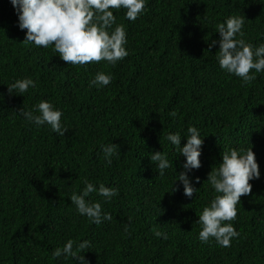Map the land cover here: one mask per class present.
Segmentation results:
<instances>
[{"label":"trees","instance_id":"1","mask_svg":"<svg viewBox=\"0 0 264 264\" xmlns=\"http://www.w3.org/2000/svg\"><path fill=\"white\" fill-rule=\"evenodd\" d=\"M113 12L128 56L73 66L51 46L23 42L27 30L10 0H0V264H76L53 256L69 239L91 241L83 253L90 264H264V73L243 84L219 67L212 45L216 26L233 15L245 17L247 43H264V0H146L134 22ZM97 72L111 83L89 87ZM23 77L36 87L9 94L7 85ZM41 100L62 110L64 137L18 116ZM189 126L204 137L201 167L189 173L192 198L173 185L185 157L167 140L179 132L183 146ZM110 143L120 155L108 165L101 146ZM232 148L252 149L260 178L237 205L239 237L224 248L202 243L196 221L216 195L208 174ZM155 151L173 163L163 176L148 156ZM85 179L119 189L110 202L90 197L110 221L91 223L71 203Z\"/></svg>","mask_w":264,"mask_h":264},{"label":"clouds","instance_id":"2","mask_svg":"<svg viewBox=\"0 0 264 264\" xmlns=\"http://www.w3.org/2000/svg\"><path fill=\"white\" fill-rule=\"evenodd\" d=\"M10 3L18 16V27L27 30L23 42L41 48L51 46L63 61L73 66L100 61L115 65L124 60L128 56L127 31L123 24L116 23L113 9L125 10V19L134 22L146 6V0H10ZM244 24V16H229L216 26L220 39L212 41V45H219L215 54L219 67L227 74L240 78L243 84H250L256 79V73H264V43L259 46L247 43L244 39ZM111 81L110 74L97 72L89 81V87L103 88ZM35 87L36 82L31 77L15 79L7 85L9 94L21 96ZM169 115L175 117L177 113L171 111ZM18 116L37 128L47 125L60 137H64L69 130L62 122V110L48 100H41L31 111L23 107ZM183 137L186 143L181 146L182 136L179 132L167 135V140L175 146L177 153L185 157L183 170L173 185L179 181L183 194L192 198L198 189L193 186L189 173L201 167L204 137L195 126H189ZM101 149L108 165L112 164V157L120 155L119 145L114 143L102 145ZM148 156L151 162L156 163L159 176L173 167L165 152L155 151ZM221 156L222 162L212 169L207 178L216 195L203 208L196 223L200 225L198 239L202 243L214 239L217 245L227 248L240 235L231 223L237 217V205L242 196L251 193L250 181L260 178V170L251 148H232L221 153ZM195 180L199 183V177ZM83 184V189L79 193L73 192L70 197L77 213L97 225L110 221L112 216L103 210L102 203L90 197L95 193L103 197L104 202H110L119 195V189L103 183L97 187L87 179ZM171 190L179 191V187L172 186ZM157 235L167 239L164 233L158 232ZM91 247L92 243L87 239L78 244L69 239L63 247L55 249L53 256L65 260L71 258L76 264H90L83 253Z\"/></svg>","mask_w":264,"mask_h":264}]
</instances>
